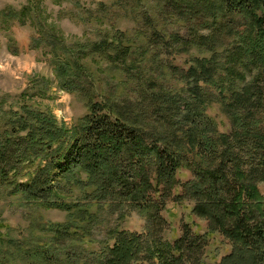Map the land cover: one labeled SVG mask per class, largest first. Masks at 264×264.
<instances>
[{
    "label": "trees",
    "instance_id": "1",
    "mask_svg": "<svg viewBox=\"0 0 264 264\" xmlns=\"http://www.w3.org/2000/svg\"><path fill=\"white\" fill-rule=\"evenodd\" d=\"M116 1L141 27L89 45L66 46L29 7L2 13L33 16L31 47L48 48L59 87L83 97L87 112L68 128L28 100L0 105V195L69 212L66 223L44 226L54 233L56 254L49 243L26 247L0 234V264H12L10 249L23 264H193L218 234L231 248L198 264H264V0ZM189 44L208 55L182 69L166 65L183 82L179 89L151 77L147 55L174 57ZM89 55L114 63L130 82L148 76L151 86L143 92L132 85L120 102L105 99L83 65ZM213 97L227 130L207 113ZM169 199L191 200L208 231L182 223L180 236L166 238ZM126 211L145 219L143 234L121 229Z\"/></svg>",
    "mask_w": 264,
    "mask_h": 264
},
{
    "label": "rangeland",
    "instance_id": "2",
    "mask_svg": "<svg viewBox=\"0 0 264 264\" xmlns=\"http://www.w3.org/2000/svg\"><path fill=\"white\" fill-rule=\"evenodd\" d=\"M25 7H29L34 14L36 12L37 17L41 18V26L49 28L66 46H73L76 42L89 45L120 31L129 36L134 35L138 26L141 27L140 21L137 15L129 13L116 0H0V105H4L5 109L15 108L20 104L19 102H23L21 100H28V104L40 106L42 110L48 109L59 123L71 128L86 114V100L59 87L50 63L48 48L31 47V39L37 33L33 16L27 15L25 18L15 20L2 15L6 11L22 13ZM180 32L184 34L185 31L181 29ZM9 38L13 40V47L11 45L13 49L10 51ZM142 41V39L137 40L138 43ZM177 48L182 46L177 45ZM181 50L182 53H177L174 57L170 53L161 52H155L151 57L147 55L146 69L151 77L168 89H179L183 82L169 73L167 64H174L182 69L191 65L190 60L193 58L208 55L205 49L198 48L196 44H189ZM82 62L88 73L93 74L97 94L103 95L105 99L120 102L125 99V94L131 90L132 85L143 92L151 86L148 76L141 82H130L123 70L99 56H86L82 58ZM45 87L49 89L44 95L42 91L41 95L35 94ZM212 104L207 109V113L217 121L219 130H227L229 120L219 112L220 102L213 97ZM181 177L183 179L188 177V172L183 173ZM259 185L264 193V182ZM192 205L193 202L189 199L182 202L167 200L162 210V215L168 222L164 233L166 238L180 236L182 223L190 224L195 231L202 233L208 231L206 220L191 212ZM68 215L69 212L65 210L47 208L41 203L29 202L21 194L0 195V234L10 239L13 244L30 247L49 243L52 247L46 249L56 254L54 233L44 229V226L51 223H66ZM103 215L106 219L109 218L107 214L103 213ZM104 227L106 223L101 225V228ZM121 229L143 234L146 231L145 219L136 211H126ZM98 233L97 228L96 236ZM100 237L101 235L98 234V238ZM51 240L53 243H50ZM230 248L226 239L218 234L214 240H210L204 246L203 253L197 250L196 261L193 264H198L202 258L208 260L207 254L219 260ZM10 251L12 258L10 262L23 264V260L17 259L12 249ZM53 256L56 258V255ZM142 264L157 263L144 260Z\"/></svg>",
    "mask_w": 264,
    "mask_h": 264
}]
</instances>
